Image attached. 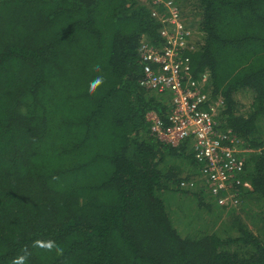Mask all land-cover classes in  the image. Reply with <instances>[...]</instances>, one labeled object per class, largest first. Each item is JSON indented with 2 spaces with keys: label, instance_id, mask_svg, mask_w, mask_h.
Listing matches in <instances>:
<instances>
[{
  "label": "trees",
  "instance_id": "trees-1",
  "mask_svg": "<svg viewBox=\"0 0 264 264\" xmlns=\"http://www.w3.org/2000/svg\"><path fill=\"white\" fill-rule=\"evenodd\" d=\"M174 2L193 31L191 75L206 76L218 129L245 149L257 232L234 213L214 228L190 139L151 130L147 113L166 123L170 108L168 92L140 85L141 39L161 41L151 0H0V264H264V206H251L264 203V0ZM164 190L193 194L212 230L179 234Z\"/></svg>",
  "mask_w": 264,
  "mask_h": 264
},
{
  "label": "built area",
  "instance_id": "built-area-1",
  "mask_svg": "<svg viewBox=\"0 0 264 264\" xmlns=\"http://www.w3.org/2000/svg\"><path fill=\"white\" fill-rule=\"evenodd\" d=\"M151 3L152 15L163 24L159 30L161 41L150 43L141 39L140 85L150 91L168 92L170 98L166 123L155 112L148 113L151 130L173 146L189 138L198 163V179L206 184L217 205L237 208L242 203V193L251 188L250 182L243 178L245 149L238 147L239 139L230 129H218L216 112L222 101L209 98L203 90L206 76L196 79L191 75L189 53L194 50L193 31L183 25L179 4L174 0H151ZM181 184L185 188L195 186L194 181Z\"/></svg>",
  "mask_w": 264,
  "mask_h": 264
},
{
  "label": "rangeland",
  "instance_id": "rangeland-1",
  "mask_svg": "<svg viewBox=\"0 0 264 264\" xmlns=\"http://www.w3.org/2000/svg\"><path fill=\"white\" fill-rule=\"evenodd\" d=\"M147 4L151 6V4L148 3V1H147ZM169 109H168L167 113L169 112ZM150 112H153V111H150ZM150 112H148V113H150ZM148 113H147V115H148ZM147 115H146L147 120L150 123V120H149ZM262 127H264V124L262 125ZM190 168H191L190 165L188 166V164H185L184 174ZM191 175L193 176V178H196V180L198 181V186L201 184H204L203 181H200L198 179V174L191 173ZM206 189H207V187H206ZM207 191H208V189H207ZM158 195L163 200L165 209L167 210L168 215L170 216L173 225L175 226V228L177 229V231L181 235L188 234V233H183L182 229H188V230H191L194 228L197 229L198 226L196 223L200 224L201 223V221H199L200 219L202 221H205L207 219L208 215H204L201 218H199L197 216V212L200 211V208L197 206V199L193 194L164 190V191H158ZM211 205L213 207V210L216 211V213L218 214L217 219H215V217L212 214H210L212 217L211 220L215 221L214 222V228H216V227H218V225H220L219 223H220L221 217H225V216L229 217L230 213H234V214L238 215V217L247 225V227L249 229H252V231L257 232L255 223H258L259 221L254 216H252L248 213V206H246V204L243 207V205L241 203L237 208H233V209L221 208L214 201L211 202ZM251 206H252V208L257 210L256 207H263L264 203L262 200L253 201ZM218 208H220V209H218ZM218 210L222 211L221 215H220ZM212 228H213V226H212ZM212 228L211 229L208 227L205 228L204 225H202V223H201V227L198 230L209 231V230H212Z\"/></svg>",
  "mask_w": 264,
  "mask_h": 264
},
{
  "label": "clouds",
  "instance_id": "clouds-1",
  "mask_svg": "<svg viewBox=\"0 0 264 264\" xmlns=\"http://www.w3.org/2000/svg\"><path fill=\"white\" fill-rule=\"evenodd\" d=\"M100 66L99 65H95L93 67V71L99 72ZM104 83V78L102 76H97L95 79H93L90 83H89V88H88V92L90 95H94L96 93V90ZM34 246L35 247H39L41 249H44L46 251H52L53 249H55L56 254L58 256L63 255L64 249L57 246L55 244L54 241H40L37 240L34 242ZM25 256H19L16 259L13 260V264H25Z\"/></svg>",
  "mask_w": 264,
  "mask_h": 264
}]
</instances>
